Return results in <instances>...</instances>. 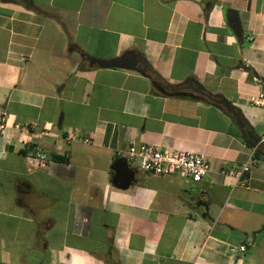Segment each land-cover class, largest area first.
Segmentation results:
<instances>
[{"label":"crops","instance_id":"obj_1","mask_svg":"<svg viewBox=\"0 0 264 264\" xmlns=\"http://www.w3.org/2000/svg\"><path fill=\"white\" fill-rule=\"evenodd\" d=\"M128 54L147 69L88 58ZM255 78L264 0H0V264H264V146L245 137L264 129ZM190 79L246 127L167 89ZM132 143L202 153L211 170L194 182L134 169L119 188L113 164Z\"/></svg>","mask_w":264,"mask_h":264},{"label":"built area","instance_id":"obj_2","mask_svg":"<svg viewBox=\"0 0 264 264\" xmlns=\"http://www.w3.org/2000/svg\"><path fill=\"white\" fill-rule=\"evenodd\" d=\"M260 87L259 90L248 96V101L254 106L264 108V80L255 78ZM7 113L0 108V135L7 128ZM259 146H264V129L257 137V141L252 146L254 154ZM122 151L118 152V156ZM124 157L130 168L139 169L151 175H181L194 182L203 180L210 172V163L208 158L199 152L190 150L163 149L160 145L153 143H132L126 149ZM37 161V164L45 165L44 157L32 158L30 161ZM249 165L245 164L242 170H248ZM241 171L238 172V174ZM241 250H245L242 245Z\"/></svg>","mask_w":264,"mask_h":264},{"label":"water","instance_id":"obj_3","mask_svg":"<svg viewBox=\"0 0 264 264\" xmlns=\"http://www.w3.org/2000/svg\"><path fill=\"white\" fill-rule=\"evenodd\" d=\"M227 20L234 30L237 37L242 38V25L240 21V16L238 11L234 9H230L227 13ZM89 60L93 63H98L105 67L117 66V67H133L137 68L138 64L141 63L143 65V69L141 72L145 71L148 67L147 61L144 57L136 56L132 54H128V56H124L120 59H98L94 57H88ZM167 89L171 93L176 94H190V95H200L214 103H217L224 107L229 113H231L236 121L242 126L246 127V121L244 120L240 110L233 106L228 99L220 96V95H212L205 91L196 81L190 79L187 83L183 85H167ZM248 134L254 138V141H257V137H255L248 128H246ZM264 157V155H263ZM113 168L115 170V175L112 179V182L119 188L126 189L128 188L135 179V170L130 168L127 160L124 157L118 158L114 164ZM199 205H202L206 208V214L208 212V204L206 202L199 201ZM264 229V227H263ZM258 231H254L253 235H256ZM243 244H246V241H242Z\"/></svg>","mask_w":264,"mask_h":264},{"label":"trees","instance_id":"obj_4","mask_svg":"<svg viewBox=\"0 0 264 264\" xmlns=\"http://www.w3.org/2000/svg\"><path fill=\"white\" fill-rule=\"evenodd\" d=\"M148 73L151 75L153 83L156 87L164 88V80L157 72H154L150 69V70H148ZM245 137L249 143L254 144L253 140L250 139L247 135H245ZM21 152L23 153L24 151H21ZM52 157L55 160H65V157L62 155H59V154H53Z\"/></svg>","mask_w":264,"mask_h":264},{"label":"rangeland","instance_id":"obj_5","mask_svg":"<svg viewBox=\"0 0 264 264\" xmlns=\"http://www.w3.org/2000/svg\"><path fill=\"white\" fill-rule=\"evenodd\" d=\"M262 227H260V229H261ZM259 230V229H258ZM258 239V242L259 241H262L263 239H264V230H262V231H260V233H259V237L257 238Z\"/></svg>","mask_w":264,"mask_h":264}]
</instances>
